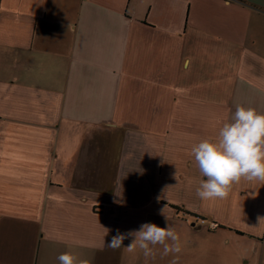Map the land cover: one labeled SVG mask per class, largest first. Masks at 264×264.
I'll list each match as a JSON object with an SVG mask.
<instances>
[{
  "label": "crops",
  "instance_id": "1",
  "mask_svg": "<svg viewBox=\"0 0 264 264\" xmlns=\"http://www.w3.org/2000/svg\"><path fill=\"white\" fill-rule=\"evenodd\" d=\"M237 106L264 113V0H0V264H264V184L197 195ZM143 223L181 252L107 246Z\"/></svg>",
  "mask_w": 264,
  "mask_h": 264
},
{
  "label": "clouds",
  "instance_id": "2",
  "mask_svg": "<svg viewBox=\"0 0 264 264\" xmlns=\"http://www.w3.org/2000/svg\"><path fill=\"white\" fill-rule=\"evenodd\" d=\"M224 6L229 7L230 0H224ZM191 151L199 172L206 177L197 188L201 200L227 198L232 186L242 179L264 184V113L237 106L231 121L219 129L215 141L202 140ZM125 239L131 240L127 251L134 252L138 246L146 260L154 259L157 245L162 248V256L181 252L180 237L168 224L160 227L143 223L138 230L125 233L116 229L107 246L119 249ZM58 260L59 264H78L77 257L69 252L59 255ZM172 264H176L175 259Z\"/></svg>",
  "mask_w": 264,
  "mask_h": 264
},
{
  "label": "trees",
  "instance_id": "3",
  "mask_svg": "<svg viewBox=\"0 0 264 264\" xmlns=\"http://www.w3.org/2000/svg\"><path fill=\"white\" fill-rule=\"evenodd\" d=\"M173 207H175V209H177V210H179V211H182V212H184V213H186V214L193 215V214H191V213H189V212H187V211H185V210H183V209H181V208H179V207H176V206H173Z\"/></svg>",
  "mask_w": 264,
  "mask_h": 264
}]
</instances>
